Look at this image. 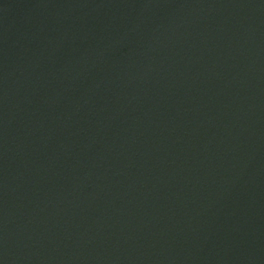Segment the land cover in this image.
I'll list each match as a JSON object with an SVG mask.
<instances>
[{"label":"water","instance_id":"1","mask_svg":"<svg viewBox=\"0 0 264 264\" xmlns=\"http://www.w3.org/2000/svg\"><path fill=\"white\" fill-rule=\"evenodd\" d=\"M0 264H264V0H0Z\"/></svg>","mask_w":264,"mask_h":264}]
</instances>
